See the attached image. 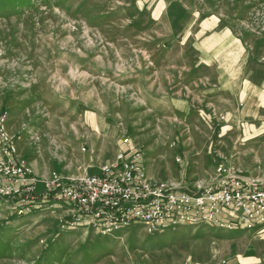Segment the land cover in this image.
Segmentation results:
<instances>
[{
  "label": "rangeland",
  "instance_id": "374dc122",
  "mask_svg": "<svg viewBox=\"0 0 264 264\" xmlns=\"http://www.w3.org/2000/svg\"><path fill=\"white\" fill-rule=\"evenodd\" d=\"M126 136L151 183L195 192L219 165L262 180L264 0H0V150L6 138L37 178L65 181L98 173ZM74 219L0 199V264H264V223L162 239Z\"/></svg>",
  "mask_w": 264,
  "mask_h": 264
},
{
  "label": "built area",
  "instance_id": "2783aa9c",
  "mask_svg": "<svg viewBox=\"0 0 264 264\" xmlns=\"http://www.w3.org/2000/svg\"><path fill=\"white\" fill-rule=\"evenodd\" d=\"M0 150V199L12 200L18 216L31 213L40 203H65L73 211L74 224L83 223L110 234L131 223L142 224L149 233L185 224L213 223L246 229L264 223V178L245 179L224 165L218 178L195 192L165 182L146 179L141 149L129 137L124 148L103 164L98 173L62 181L56 174L37 178L22 161L13 157L15 148ZM235 213L237 219L227 218ZM224 216V218H222Z\"/></svg>",
  "mask_w": 264,
  "mask_h": 264
},
{
  "label": "bare ground",
  "instance_id": "6f19581e",
  "mask_svg": "<svg viewBox=\"0 0 264 264\" xmlns=\"http://www.w3.org/2000/svg\"><path fill=\"white\" fill-rule=\"evenodd\" d=\"M170 229V227H168V228H166V231L163 233V234H161L163 237H162V239H166L167 237H168V230ZM192 229H194V228H192ZM191 229V231L193 232V234L194 233H196L194 230H192Z\"/></svg>",
  "mask_w": 264,
  "mask_h": 264
},
{
  "label": "crops",
  "instance_id": "0c3cea01",
  "mask_svg": "<svg viewBox=\"0 0 264 264\" xmlns=\"http://www.w3.org/2000/svg\"><path fill=\"white\" fill-rule=\"evenodd\" d=\"M227 218H231L233 220H236L237 216L235 215V213H230V215Z\"/></svg>",
  "mask_w": 264,
  "mask_h": 264
}]
</instances>
